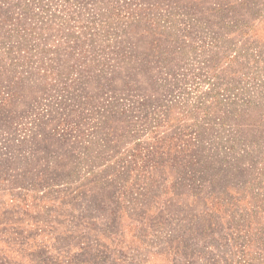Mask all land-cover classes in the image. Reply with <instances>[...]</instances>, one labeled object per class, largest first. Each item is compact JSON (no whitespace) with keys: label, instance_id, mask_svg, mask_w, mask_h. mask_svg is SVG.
Segmentation results:
<instances>
[{"label":"rangeland","instance_id":"obj_1","mask_svg":"<svg viewBox=\"0 0 264 264\" xmlns=\"http://www.w3.org/2000/svg\"><path fill=\"white\" fill-rule=\"evenodd\" d=\"M0 264H264V0H0Z\"/></svg>","mask_w":264,"mask_h":264}]
</instances>
